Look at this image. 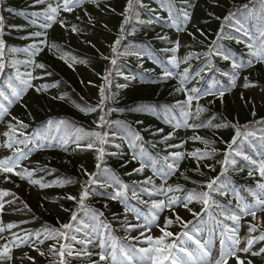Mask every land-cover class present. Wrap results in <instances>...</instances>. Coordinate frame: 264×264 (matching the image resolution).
I'll return each instance as SVG.
<instances>
[{
    "label": "trees",
    "instance_id": "1",
    "mask_svg": "<svg viewBox=\"0 0 264 264\" xmlns=\"http://www.w3.org/2000/svg\"><path fill=\"white\" fill-rule=\"evenodd\" d=\"M32 1L0 0V16L4 17L0 39H3L5 45V66L0 73V88L5 89L12 100L8 104L0 97V103L8 108L7 113H0V119L10 133L9 139H23L27 136L26 143H20L17 148L22 147L20 149L26 156L32 158L33 168L26 173H30L39 185L43 184L46 193V196H35L27 179L15 178L13 189L19 193L22 207L31 217L39 219L51 229H59L62 224L68 223L66 214L59 217L54 211H47L49 201L54 200L70 218L72 212L77 213V221L72 222L70 234L73 235L76 228L80 229L78 233H89L92 223L106 224L109 226L106 233L131 245L134 242L128 238L133 237L131 235L138 233V230H124L126 222L130 223L133 219L131 211L125 213V206L138 211H145L148 207L132 197L133 191L142 198L147 197L142 189H147L152 192L148 197L150 200L165 199L156 189L161 186H172L175 189L179 185L181 191H173L171 194L183 198L190 190L207 191V182L219 177L220 183L225 185L227 195L214 192L212 199L224 211L235 209L237 203L232 201L234 191L245 202H253L251 193L260 191L256 185L264 180H261L259 172L250 165V161L244 160L243 156H236L235 151H241L253 160H264V123H257L264 121V101L245 87L244 80L247 77L249 85L254 84L264 90V62L253 59L248 47L261 40V32L264 31V0H163L165 7H161V0H131V7L129 0H80V5L89 15V22L79 16H72L70 19L76 28L92 32L96 40L92 46L86 42L75 45L68 41L52 27L53 23L50 27H44L49 22L43 15L44 9L48 1L55 4L57 0H45L38 11L34 10ZM185 12L187 19L183 15ZM63 13L61 11L60 15ZM256 15H260L259 20ZM37 32L41 33L40 37L32 35ZM46 34L51 44L40 45L42 50L33 56L34 50L30 46L39 44ZM175 34L182 36L180 40L185 41L183 47H179L175 53L180 61L178 69L169 60L173 53L164 51L175 47L174 42L170 43L171 36ZM103 36L107 42L99 45L97 40ZM117 38H121V43L114 55L112 46ZM217 51L229 55L231 59L224 60L221 55H216ZM143 55L147 56L145 60L141 58ZM185 57L188 59L185 60ZM112 59L116 60L114 65L111 63ZM233 59L237 62L252 60L251 67L239 70L235 86H232L230 79ZM13 62H16L15 66ZM29 62L43 63L45 68L28 66ZM157 63L167 67L175 75L164 78L163 68H154ZM184 68L189 69L187 81L195 80L194 87L201 91L199 99L191 102L190 111L193 113L192 124L205 122L206 126L195 130V137H200L199 141L208 147L200 149L201 151L215 149L213 157L202 159L199 164L192 156L179 151L180 147H170L181 145L173 143V134L182 135V128H177L170 122V109L182 120L185 119L182 112L189 111V106L181 107L177 104V101L186 100L185 92L177 91L181 86L179 75ZM17 69L42 77L32 80V87L23 92L20 98L11 96V89L7 88L9 79L14 86L22 87L16 78ZM225 72L229 75H223ZM42 85L48 87L37 92L36 87ZM102 88L107 97L103 112L99 108L89 111L90 106L100 103ZM184 88L190 89L185 84ZM211 89L215 91H210ZM220 91L224 92L222 97L219 95ZM198 107L201 111L197 116ZM155 111L161 115L158 116ZM104 113L108 124L103 131H107L109 135L107 143L103 145L104 155L98 159L97 148L100 145L97 144L92 149L85 146L95 140L89 133L101 131L97 124ZM57 120H60V124L67 122L66 132L62 135V130L59 129L56 136L50 138L49 128ZM17 121H22L26 127H20ZM10 124L17 129L16 133L11 132ZM77 129L80 134L75 137ZM127 129L139 136L134 139L133 144L147 160L142 172L134 171L141 161L138 156L133 159L134 154L131 153L130 142L126 138ZM237 129L241 135L232 144ZM45 131L42 137L41 134ZM17 133H23L24 136ZM204 141L208 143L205 144ZM15 149L13 148V154H17ZM176 151L185 155L174 174L169 175L166 181L162 180L157 173L173 162L171 153ZM113 153L116 155H112ZM226 154L230 160H236L235 165H224ZM97 164H100V170L97 169ZM224 168L227 170L224 171ZM104 169L110 171L105 172ZM250 169L253 170L252 176L248 175ZM85 170L98 173L102 178L115 177L121 185H128L124 202L96 194L98 191L112 193L113 188L100 189L93 185L92 192L81 209L79 196L88 179ZM148 177L152 178L151 185L137 183ZM69 195L77 199H67ZM188 207L193 213H199L198 216H193L189 229L202 227L209 221V215L215 216L220 226L227 222L214 204L204 209L202 202L193 200ZM145 213L149 215L148 210ZM170 219L173 220L172 224L181 227L174 216H170ZM259 234L258 229L252 232L256 237ZM139 235L140 233L137 237ZM63 241L65 242L60 239L57 243ZM117 246L119 248L120 244ZM68 258L72 260L69 264H90L89 258L67 256L66 261Z\"/></svg>",
    "mask_w": 264,
    "mask_h": 264
},
{
    "label": "snow or ice",
    "instance_id": "2",
    "mask_svg": "<svg viewBox=\"0 0 264 264\" xmlns=\"http://www.w3.org/2000/svg\"><path fill=\"white\" fill-rule=\"evenodd\" d=\"M45 0H35L36 4H42ZM80 6V0H57L55 4L48 3L47 7L44 9L43 15L47 18L49 21L44 25V27H50L51 23L57 22V17L60 15L61 11L65 12H72L73 9ZM129 7H131V0H129ZM161 7H165L163 0H161ZM33 15H39V13H33ZM184 18L187 19V13L185 12ZM169 16H172V12L169 9ZM227 19V17L225 18ZM3 20L4 17L0 16V30L3 28ZM59 24L62 28H65L66 30H70L71 32L75 33L77 32V28L74 25H71L70 22L65 20H59ZM174 26H175V22ZM123 27V26H122ZM179 30V29H178ZM35 37H40L41 33H33L32 34ZM121 38H117V40L114 42L112 46V52L113 54H117L118 48L117 46L120 45ZM45 44V39H41L39 44H33L30 46L32 50L33 56L38 54L39 51H41L40 45ZM4 41L3 39H0V73L4 70V62H3V55H4ZM55 47V45H53ZM249 49L251 50L252 58L259 62H264V31L261 32V40L258 44L248 45ZM179 49V42H176L175 47L171 49H165L166 52H172L173 55L169 57L170 63L175 66V68H179L180 61L177 59V56L175 53ZM212 52V49L209 50V53ZM136 55H141L140 53H134ZM189 55H192L191 53ZM216 55H221L224 60H229L231 57L227 54H224L223 52H216ZM107 59V58H106ZM188 57H185V60H187ZM155 62V60H154ZM16 62H13V66H15ZM111 63L114 65L116 63L115 59L111 60ZM28 66H34L38 67L40 69H44L45 65L43 63L35 64L34 62H29ZM232 69L233 72L231 74V84L232 86H235V80L236 76L238 75L239 70L245 68V67H251L252 66V60H249L247 62H237L235 59L232 60ZM188 73L189 69L184 68L183 73L179 75L180 80V88L177 89V91H183L186 94V100L181 102L177 101V104L181 107L189 106V111L182 112V115L185 117V121L178 123L176 126L180 127L183 125L187 127H204L206 126L205 122H201L200 124H186V121L191 116L190 111V105L191 102L196 99H199V96L201 95L200 89L196 87H192L191 89L184 88V84L186 83L188 79ZM50 75V73H48ZM173 75V72L170 71L167 67L164 68L163 71V77L168 78ZM223 75L228 76L229 73L225 72ZM16 78L19 80L20 85L22 87L14 86L11 79L7 82V88L11 89V96L20 98L23 92H25L29 87H32L31 81L34 79H40L42 77H35L33 76L32 72H20L18 69L16 71ZM105 80H108V76H105ZM245 80V87L250 86L248 82V78L244 77ZM47 85H42L39 87H36V91L40 92L42 89H46ZM219 95L222 97L224 95L223 91L219 92ZM0 97L3 98V100L7 101L8 104L12 103V100L9 98V95L6 94L5 89L0 88ZM107 97L104 95V88L101 89V100L100 103L96 106H90L89 111H95L97 108L101 109L103 112L105 100ZM201 109L199 107L197 108V116L199 115V112ZM8 108L3 104L0 103V113H7ZM255 115V113H253ZM106 113L102 114L99 118V122L97 124V128L101 129V131H94L92 133H89L90 136H94L95 140L93 142L88 143L85 147L88 149L94 148L97 144L100 145V147L97 148V151L99 153L98 159L102 158L104 155V148L103 145L107 143L108 140V132L103 131L105 126L108 124L106 121ZM15 119V117H13ZM51 124V122H49ZM257 123H264V121H257ZM17 124L20 127H26V125L23 124L22 121H17ZM9 128L11 132L16 133L17 129L13 127L11 124L9 125ZM20 136H24L23 133H17ZM39 135V133H37ZM241 133L239 129H237L236 136L233 137L232 144L236 143L237 137L240 136ZM4 136L10 137L9 132H5ZM128 136V134H126ZM171 136V134H169ZM129 138V146L133 147L134 144L132 142L133 139H138L139 136L137 133H132ZM27 136H24L23 139H17L15 141H12L11 138L9 139V142L6 144L8 148H12L14 144L19 143H26ZM167 139V138H166ZM193 139L199 140L200 137H193ZM65 143H67V140H65ZM205 144L208 143V141H204ZM79 147V143L77 144ZM182 145H170V147H181ZM117 148H119V145H116ZM229 148H232V145H229ZM15 152L18 154L15 157H5L3 159H0V172H3L5 174L8 173H14L15 168L18 164L19 157L26 156V153H24L20 148H16ZM215 152V149H212L211 151H201L200 149H196L193 152L187 153V155L194 157L198 164L199 161L205 158H208L212 156ZM143 154V153H141ZM112 155H116V153H113ZM184 153H181L179 151L172 152L171 156L174 158L173 162L167 165V168L163 171H160L157 173L160 175L162 180L167 179V177L171 174H174V172L178 169L179 161L183 159ZM236 156H243V159L246 161H250V165L255 168L256 171L259 172V176L261 177V180H264V160H253L250 156L244 154L241 151H235ZM136 155H133V159H136ZM165 159H168V157H165ZM224 165H235L236 160L235 159H229V155L226 154L224 159ZM210 167V166H209ZM145 168L144 161H141L140 167L137 169H134L135 172H142ZM97 169L100 170V164H97ZM227 169L224 168V171ZM105 172H109L110 170L104 169ZM15 175L20 176L22 179L25 177V175H29L30 173H26V171H20L15 172ZM85 175L88 177L87 181L84 183L82 187V191L79 196V207L83 209L84 207V201L85 199L90 195L92 192V186L96 185L100 189L104 188H113L112 193H108L106 191H98L96 194L102 195V196H110L111 199L116 200L120 199L123 203L125 200V193L127 191L128 185L124 184L121 185L119 181L115 177H104L102 178L98 173H89L87 170H85ZM249 176L253 175V170H249L248 172ZM4 179L7 181L8 176L5 175ZM32 183H38V181H31ZM141 184H152V178L148 177L143 182H137ZM41 187H44L43 184H41ZM207 191H195L190 190L186 193V195L181 198L177 196H172L167 199H152L150 203L149 208V215L143 216V223H127V227L124 229L125 231H130L132 229L140 230V235L138 237H129L128 239L133 241L134 244L121 246L118 248L117 244L115 242L111 245V252L109 253L107 249L105 248V244L103 240H100L99 248L100 251L97 253L99 256V261H94L93 264H165L166 261H170V264H212V261L210 259L211 257V251L208 247H206L205 243H201L200 240L196 239L195 243L198 246L197 250L189 251L186 247H180L179 251L182 253H185L187 256V260L178 259L173 254V250H175L178 245L176 242L168 243V238L173 237L174 233L171 231H168L167 228L169 225L173 223V220L165 218L163 226H159L155 224V221L159 220V213L163 212L165 208L173 209L175 205L177 204H183V207L187 209L189 212H191V209L188 207L189 203H191L193 200H199L202 202L204 209H208L211 207L212 204H214L218 209H220V215L224 216L226 220L232 221L234 226L229 227L228 225H224V227L221 230V237H223L225 234H229L227 236L228 240H230L231 244H226L225 239L221 238L220 243V251L218 258L215 259L214 264H229V258H235L236 264H253V261L251 259L248 260H242L241 257L237 254L238 252H243L245 254H250L253 257L262 256L264 255V247L260 248L259 251H252V245L256 242L257 239L264 240V233H262L259 237L251 236L246 240V245L243 248H240V239L238 236L239 232V224L240 221L244 217H251V220L247 222V228L248 232L252 233L255 232L258 228H264V220L259 218L257 216L258 212L264 213V182H258L256 185V188L259 189V192L252 191V196L254 198L253 202H244L242 200H238L235 209H230L229 211H224L222 206L218 203H216L215 200L212 199V194L214 192H218L220 195H227V192L224 190L225 185L223 183H220V178L216 177L214 179H211L206 184ZM144 194L151 196L152 192L147 189H142ZM156 191L160 192L162 195L166 193H172L173 191H181V188L179 185L176 186L174 189L172 186H168L167 188H164L161 186L159 189H156ZM9 193L7 191L0 190V197L7 196ZM132 197L139 200L140 203L148 204V201L142 200L140 195L137 194L136 191L132 192ZM67 199L70 200H76L77 198L75 196L69 195ZM211 201V204H210ZM231 203V202H229ZM4 207V203L0 202V210H2ZM202 209V210H204ZM125 213L133 212L135 213L136 210L134 208H130L127 205L124 209ZM95 215H102V213H95ZM194 216H198L199 213H193ZM136 220L140 221L141 216L139 214L136 215ZM176 222L181 223V227L184 229H187L188 224L191 223V221H183L181 216L179 214H176L175 216ZM77 221V213L72 212L71 214V221L69 223H64L61 225L59 229L52 228L49 229L47 232V236L45 239H55L57 242H59L60 239L65 240L67 243H58L52 245L48 252L51 253L54 256L58 257L57 264H66V257L67 256H76L77 258H90L92 253L87 251V247L89 244L92 243V239L89 236H85L84 239L77 240L76 235L70 234L69 230L73 229L72 222ZM157 226L159 227V231L161 235L158 236H152V235H145V231H150L149 225ZM15 227L13 224H8L7 228L11 229ZM87 227V225H85ZM105 229L109 228L108 225H103ZM5 229L0 228V240H4V243L0 244V260H8L11 259V251L12 249L9 247V244L14 245L15 247L19 248L22 245L28 244L31 242V236L32 234H26L25 236L21 237L16 234H13L11 239H5L2 235ZM75 232H79L80 229L76 228L74 230ZM184 236H188V232H183ZM36 241L32 242V247L39 252L40 256H44L45 252L41 251L39 247H37L38 244H43L44 240L40 239V233H35ZM189 239H194V237H189ZM71 242H76L81 245L80 249H74L71 247ZM138 243H147L148 247H135V244ZM25 257H27L28 260H32L33 264H35L34 258L31 256H27V253L24 254Z\"/></svg>",
    "mask_w": 264,
    "mask_h": 264
},
{
    "label": "rangeland",
    "instance_id": "3",
    "mask_svg": "<svg viewBox=\"0 0 264 264\" xmlns=\"http://www.w3.org/2000/svg\"><path fill=\"white\" fill-rule=\"evenodd\" d=\"M35 3V1H34ZM36 4V3H35ZM72 14V15H70ZM78 14V15H76ZM70 16H79L80 18L84 19L85 21H89V15L83 10V8H81L80 6L73 9L72 12H67L64 15L60 16L57 19V22L55 24L56 29L58 30V32L62 33V35L67 36L70 40V42L74 43V44H78V36H77V32L73 33L70 30H66L65 28H62L61 25L59 24V20H65L70 22L71 25H73L71 23V20L68 19V17ZM82 40H86V44L87 45H93L96 40L93 38L92 34L88 33V32H83L82 35ZM79 41L81 42V39H79ZM99 43H102L104 41V39L102 37H100L97 40ZM252 92L255 94V96L264 99V92L261 91L260 89H252ZM59 126V123L56 122L54 123L53 127H52V131H56V128ZM4 130L5 127L4 125H0V159H3L5 157H15L17 155H13L12 152V148H8L6 146L7 144V140L4 136ZM21 169H23L24 171H28L30 172L32 170V165L30 164V162L28 161L27 158L25 157H19L18 160V164L15 168V172H20ZM14 172V174H15ZM5 175L8 176V180L6 181L4 179ZM13 173H8L5 174L3 172H0V190L3 191H7L9 193V195L7 196H2L0 197V202L4 203V207L2 210H0V228L5 229L4 232L2 233L3 237L5 239H11L13 234H16L18 236H25L26 234H32L31 236V242H29L28 244L22 245L21 247L17 248L12 244H9V247L12 249L11 251V259L8 260H0L2 262H4L5 264H29L31 262H33L32 260H28L27 257L24 256L25 253H27V256H31L34 258L35 264H45L46 262L53 260L52 259V254L48 252V249L53 245L56 244V240L55 239H45V237L47 236V232L49 229H51L50 226L48 225H44L41 223V221L36 218L31 217L30 215H28L25 212V209L22 208V205L20 203V200L18 198L19 193L17 191H15L12 188V183L13 181L11 180L10 176H12ZM28 176V175H26ZM24 177L25 179H28V182L32 185V191L33 194L35 196H37L40 192H42L41 187L39 185V183H32L31 181H35L34 177L31 175L30 177ZM234 195V199L232 200L233 202H237L238 200H242V196L236 192L232 193ZM170 194L167 196V198H170ZM148 200V199H146ZM243 201V200H242ZM49 209L53 210L54 212H56L59 216H61V214H65L64 211L59 208L55 202L51 201L50 202V207ZM172 213L176 216V214H179L182 218L183 221H189L192 217V212H189L187 209H185L183 207V204H177L174 206V208L172 209ZM230 210V209H229ZM141 216V220L137 221L136 217L133 220V224L135 223H143V216H145V214L142 213H138ZM257 216L259 218H261L262 220H264V213L258 212ZM165 215H163L161 212L159 213V220L155 221L156 225L159 226H163L164 220H165ZM251 220V217H244L239 224V232H238V236L240 239V248H243L246 245V240H247V234L248 232V228H247V222ZM8 224H13L15 225V227L8 229L7 225ZM226 225H228L229 227H233L234 224L231 223H227ZM94 230L92 231V243L88 245L89 246H93L94 250L92 251V255L91 258L94 261H99V256L97 255V253L100 251L99 248V243L100 240L104 241L105 244V248L107 249V251L110 253V250L108 248H111L112 243L114 242L115 238L114 237H108V238H104L102 236V230L104 229L103 226L99 225L98 230L96 229V226L94 225ZM150 231H145V235H152V236H158L161 235L160 231H159V227L157 226H152L151 224L148 226ZM205 229V228H204ZM202 230L199 229V231L197 232H192V231H187L188 232V236H184L183 234H181L180 236L177 237L178 240H176L175 242L177 243L178 247L173 250V254L174 256H176L178 259H183V260H187V256L185 255V253H182L179 251L180 247H186L189 249V251H196L197 250V245L195 243V240L198 239L201 241V243H205L206 247H208L211 251V261L212 264H214V261L216 258H218L219 256V251H220V239L223 238L225 239L226 244H231L232 242L230 240H228L227 236L229 234H225L223 237H221V230L216 226V221H214L211 226H210V231H209V235L206 236V230ZM262 231H264V228H258ZM174 231H179V228L177 226H175ZM182 231V233L184 232ZM39 232L40 233V239L44 240L43 244H38L37 243V247L40 248L41 251L45 252L44 256H40L39 252H37L33 247H32V242L36 241V236L35 233ZM74 235H76L78 238H81L82 235L78 232H76ZM189 237H194V239H189ZM4 243V240H0V244ZM63 243H67V242H63ZM79 246L78 243L76 242H71V247L72 246ZM139 247H148L147 243H140L138 244V248ZM264 247V240H259L257 239L256 242L252 245V251H259L260 248ZM242 260H248L251 259L253 261V264H264V255L262 256H257V257H253L250 254H245L243 252H238L237 253ZM92 261V263L94 262ZM70 262V259H68L66 261V263L68 264ZM52 264H57V263H52ZM165 264H170V261H166ZM190 264V261H189ZM229 264H236V260L235 258L230 257L229 258Z\"/></svg>",
    "mask_w": 264,
    "mask_h": 264
}]
</instances>
